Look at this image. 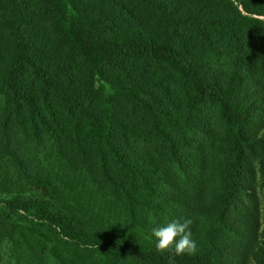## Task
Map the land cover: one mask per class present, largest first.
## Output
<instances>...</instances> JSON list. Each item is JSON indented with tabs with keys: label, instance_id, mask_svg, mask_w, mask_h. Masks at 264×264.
I'll return each instance as SVG.
<instances>
[{
	"label": "trees",
	"instance_id": "trees-1",
	"mask_svg": "<svg viewBox=\"0 0 264 264\" xmlns=\"http://www.w3.org/2000/svg\"><path fill=\"white\" fill-rule=\"evenodd\" d=\"M190 218L195 254L152 229ZM264 264V0H0V264Z\"/></svg>",
	"mask_w": 264,
	"mask_h": 264
},
{
	"label": "clouds",
	"instance_id": "clouds-1",
	"mask_svg": "<svg viewBox=\"0 0 264 264\" xmlns=\"http://www.w3.org/2000/svg\"><path fill=\"white\" fill-rule=\"evenodd\" d=\"M190 218L173 219L165 226L154 227L152 236L158 252H171L175 256L192 255L198 250L197 242L192 238Z\"/></svg>",
	"mask_w": 264,
	"mask_h": 264
},
{
	"label": "rangeland",
	"instance_id": "rangeland-1",
	"mask_svg": "<svg viewBox=\"0 0 264 264\" xmlns=\"http://www.w3.org/2000/svg\"><path fill=\"white\" fill-rule=\"evenodd\" d=\"M141 218L147 219L149 227L154 228L155 220L152 219L150 214L144 213V214H142ZM2 256H3V263L2 264H12L10 259H8V246L3 247Z\"/></svg>",
	"mask_w": 264,
	"mask_h": 264
}]
</instances>
